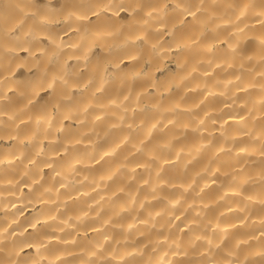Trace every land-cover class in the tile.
Returning <instances> with one entry per match:
<instances>
[{
  "label": "bare ground",
  "instance_id": "6f19581e",
  "mask_svg": "<svg viewBox=\"0 0 264 264\" xmlns=\"http://www.w3.org/2000/svg\"><path fill=\"white\" fill-rule=\"evenodd\" d=\"M12 1L14 0L3 1V4L8 6ZM175 3L176 0H150L151 7L146 6L145 11L150 12L152 7H164L166 11H169L174 9ZM231 3L232 0H204L202 7L205 11L203 13L195 12V17L198 19H194L193 15L179 17L184 21V24L180 25L175 32L176 43L186 45L185 48H177L173 45L164 58H152L149 53L146 59L151 61L150 66L143 61H136L130 56H124L118 62L122 66L133 67L112 75L104 72V69L117 62V57L109 56L104 49L112 40L106 33L113 27L121 26L116 20L109 24L98 23L95 25V32L92 35L80 38L76 36L80 10L74 9L77 11V17H73V29L64 31L63 13L66 11V7L61 8L59 0H54L52 9H49L43 0H18L16 8L13 7L10 10L7 7L8 14L5 12L6 16L2 15L4 17L0 18V79L4 81L5 90L10 98L7 101H0V110L5 113L3 117H0L5 121V124L0 126V137H3L0 139V160L5 161V164L0 166V192L4 193L0 198L6 199L8 209H10V211L8 209L6 211H8L9 217L17 219L18 223L10 227V220H0V223L9 227V233L13 234V239L23 230L25 232L24 240H35L40 234L35 232L30 225L39 219L41 223L37 227L43 230L45 223H51L48 220V215L51 213L52 207L47 203V198L39 202H30L32 200L30 181L26 178L20 179L19 172L22 171L24 164H28V157L23 158V163L16 161V157L19 155V142H26L32 135L33 119L44 116L51 119L55 126L63 115L79 111L91 104L92 107L88 108V112L101 117L96 121V127L98 130H104L109 125L116 124L117 120L114 115L104 116L96 105L98 103L109 105V98H114L131 106L134 121L138 126L132 140L140 141L145 139L151 124L159 118V113L151 109L139 112L136 110L137 104L159 103L162 108H170L179 104L181 115L177 124L187 122V117L183 113L194 109L196 105H199V108H195V110L200 113L224 108L221 113L223 120H219L212 126H209L206 121L202 129L197 132H193L189 128L184 137L175 143L177 148L183 149L180 152V161L176 160L175 153L157 147L159 142H165L177 134L176 124L167 125L164 132L153 131L151 139L145 141L146 152L158 156L162 161L160 164L163 169L161 179L169 180L174 184L172 195L182 192L183 187L192 182L191 173L205 167H208L209 172L215 173L209 179L206 172L197 181L200 188L203 189L201 197L185 215H180L177 212L179 219L175 220V227L170 230L152 228L148 232L149 225L141 223L147 219V213L144 209H140V214L136 217V224L132 228H128L133 224V217L125 212L116 217L115 222L119 223L122 229L128 230L127 240L115 244L106 242L103 248L90 250L88 241L98 239L99 234H103L105 231L113 232L117 240L123 239L120 229H113L111 224H102L98 219H91L80 231L71 236L65 238L62 233L59 234L61 239L66 240L65 243L53 240L42 248L38 257L41 264H79V261L85 258V253H88L86 257L88 259L101 257L102 261H111V264H165L167 261H171V264H188L190 258L204 260L208 264H229V261L237 257L243 261V264H264V203H262L264 202V26L261 23L264 21V0H240L241 9L245 15L234 21L228 18L229 4ZM100 14L101 10L98 9L95 14H90L87 17L86 22L95 20L96 16ZM107 15L111 17L113 13L108 11ZM120 16L135 17L136 14L129 10L121 12ZM177 18L176 11H169V26L175 24ZM49 23L52 25L51 29L47 28ZM135 24L136 20L130 19L124 27L128 32H134L137 31ZM205 24L211 30L201 37L199 35L200 25ZM230 24L239 25L242 29V35L246 41L243 60L228 48L229 44L233 43V36L229 35L232 31V28L229 27ZM30 30L43 33L39 38L44 43L48 42V32L51 31L53 35L58 33L60 40H70L75 45L66 48L61 61L56 65H51L52 67L47 64L45 53L32 49L34 57L41 59L39 67L47 69L49 73L48 82H52V76L60 74L64 70L65 63L74 73H80L79 77H69L74 100L60 101L66 90L58 82L54 84L53 90L49 89L43 81L29 80L27 77H23L24 72L34 71L33 59L21 58L27 56V53L17 50L13 53L15 59L10 58L11 50L18 43H23V40L19 38ZM164 39L169 38L165 36ZM210 46L213 49L212 53L208 51ZM89 48L92 51L89 59L85 60L83 57L88 54ZM213 55L216 62L221 64V68H217L215 72H210L207 75H202V70L191 71L193 67H198V62L202 63ZM168 61L173 62L172 67L167 66ZM226 64L232 65V67L228 68L227 72H222V68ZM178 65L183 67L178 68ZM145 69L148 71L147 76L142 75L139 78H134L136 72L143 73ZM236 76H239L235 87L239 110L234 112L221 104L219 92L222 90V86L215 85L213 87L212 84L214 79H234ZM89 77H92L93 82L85 88L84 85ZM184 77L187 78L183 79ZM105 78L108 80V83L104 85L105 91L97 92L96 88ZM204 79L209 81V88L201 90L197 86ZM153 81L157 82L155 88L149 86ZM172 83H180V89L171 88ZM193 89L195 90L193 91ZM20 92L25 93V97H19L18 93ZM40 97L48 99L40 102ZM29 99L32 100V104L28 108L35 109V112H31L29 115L18 114V111L26 108L25 105L28 104ZM111 107L109 106L110 111ZM13 113H16L17 117L14 120H9ZM221 124L228 128L237 140L235 153L228 151L229 146L223 144V138L219 132ZM163 126L162 123L158 125V128ZM62 127L63 130L56 133V136L65 139H78L81 135L87 134V139L84 145H77L70 153H65L60 145L50 143L53 139L50 132L47 139H42V143L46 149L53 153L51 158L56 161L53 166L58 171H66L71 166H75L77 169L84 168L92 177L104 178L100 179L101 184H107V188H97L94 192L92 191L94 186H90L86 181L76 185L71 191V196L65 197L67 210L75 214L90 207L91 214L94 215L98 209H102L101 218L111 220L115 217L116 212L126 209L131 203L130 199L119 191L123 187L119 173L112 179H106L113 171L117 170L121 158L132 152L128 143H122L125 135L124 129L113 128L107 139L97 143L91 156H88L90 149L88 139H91L88 126L81 125L75 119H66L62 121ZM210 132L215 136L213 145L202 150L197 159L189 164L187 174H181L180 162L190 159V156H186L187 153L195 155V148L201 142V138L207 139ZM221 147L225 150H216ZM113 148H117L116 156H105L103 160H99L98 154L110 152ZM30 155L31 153H29ZM147 159L148 157L143 153L128 155V162L133 165H143ZM13 161H16L14 168L8 167L9 162ZM28 167L32 170V175L39 178L36 176L35 166L28 164ZM40 171L45 177L42 183H47L52 169L43 167ZM136 172L138 178L143 176L142 167L137 166ZM225 173L235 175L236 178L228 179L223 175ZM219 179H225V183L222 185L223 191L213 183ZM9 181L19 182L13 187ZM205 183L209 187L204 188ZM241 186H243V190H241ZM56 187L60 193H64L65 190L59 184ZM146 190L147 186L144 185L143 190L137 196L136 207L139 208V202L144 200ZM85 192H89L91 195L85 196ZM220 195H224L227 200L232 201L233 207L225 208L223 201L215 203ZM100 196H103L104 200L96 204L95 201ZM109 197H111L110 200ZM186 199L191 203L190 197H186ZM241 200L247 205V210L244 213L239 211V205L236 204ZM204 205L208 206L206 212L209 217H219L215 220V226L210 229L213 243L217 246L215 251H212L206 242L200 243L198 250L189 249V242L195 231V225L191 224V220L198 217L199 209ZM145 208L150 212H158L160 204L156 201L145 202ZM14 213H18V216H13ZM221 213L223 214L221 215ZM3 215L4 213H0V217ZM165 219L163 215L156 217V221L159 223H164ZM225 233L227 234L226 239L223 235ZM168 237L177 242L171 250L167 247ZM157 239L161 241L159 247L154 246V241ZM24 240H16V245L23 244ZM131 241H135V243ZM92 251H95L96 255H92ZM186 251L188 255L185 254ZM233 252L235 256L232 255ZM20 257H37L36 247L30 245L13 248L8 245L4 252H0V260H3L4 264H10L11 260Z\"/></svg>",
  "mask_w": 264,
  "mask_h": 264
},
{
  "label": "clouds",
  "instance_id": "9594fccd",
  "mask_svg": "<svg viewBox=\"0 0 264 264\" xmlns=\"http://www.w3.org/2000/svg\"><path fill=\"white\" fill-rule=\"evenodd\" d=\"M43 3L48 5L49 9H52L54 6V0H43ZM61 8L66 7V11L63 13L64 20V31H71L73 29V17H77V11L74 9H79V17L77 19V28L76 36L83 38L90 36L95 32V25L98 23L109 24L110 22L116 20L121 26L113 27L112 30L106 33L107 36L111 37V42L104 49L109 56H116L117 62L113 63L111 67H105L104 72L112 75L113 73L119 74L123 72L126 68L133 67L130 65H121L119 60H122L124 56H130L133 60L143 61L145 64L150 66L151 61L146 59V56L150 53L152 58H164L169 50L175 45L177 48H185L186 45L176 43L175 32L178 27L184 24L182 17L184 15H193L194 19L195 12H204L202 5L204 0H176L174 9L169 11H176L178 13L177 22L169 26L168 15L169 11H166L164 7H152L150 12L145 11V7H151L150 0H59ZM101 10V14L97 15L95 20L90 22L87 21V17L90 14H95L97 10ZM131 10L132 13H135V17L130 16H120L121 12H127ZM108 11L113 13V16L109 17L107 15ZM245 15L244 11L241 9L240 0H232V3L229 4L228 18L231 20H238L240 17ZM130 19H135V27L137 31L128 32L124 27L128 24ZM262 26H264V21H261ZM246 26V25H245ZM52 25L49 23L47 25L48 29H51ZM232 31L229 35L233 36V43H230L228 48L229 50L238 56L241 60L244 59V44L245 38L242 35V29L239 25L230 24ZM201 31L200 36H204L206 32L211 29L205 24L200 25ZM43 33L37 31H28L24 33L23 37L19 38L23 40V43H18L15 48L9 53L11 59H15L13 53L17 50H21L24 53H27V56L21 58L33 59V69L34 71L24 72L23 77H27L29 80L37 79L46 83V86L49 89L54 90V84L59 83L65 88V94L60 98L61 102H70L74 100L71 85L69 83V77L76 76L79 77V72H73L71 68H68L67 64L64 65V70L60 74L52 76V82H48L49 73L47 69H41L40 58H35L32 49H36L42 53H45L47 64L56 65L58 64L65 52L66 48L74 47L75 45L71 43L70 40H60L58 33L53 35L51 31L48 32L49 40L47 43H44L40 40V35ZM167 36L169 39H164ZM51 49V51H49ZM92 49H88V54L83 58L85 60L89 59ZM208 51L213 52L212 47L210 46ZM178 68L183 67L178 65ZM232 65H224L222 72H227L228 68ZM217 68H221V64L217 63L214 55L211 56L208 60L204 62H198V67H193L192 72H197L202 70V75H207L210 72H215ZM148 71L145 69L143 73L136 72L134 78H139L140 76H147ZM191 74V73H190ZM184 77L183 79H186ZM236 80H239V76H236L234 79H214L212 86L221 85L222 90L219 92L221 98V104L225 107L231 109L234 112L239 110L237 104V97L235 93ZM93 82L92 77L88 78L87 83L84 85L85 88L88 87V84ZM108 83V80L103 79L102 83L98 88L97 92L105 91L104 85ZM150 87H157V82L153 81ZM171 88L176 90L180 89V83H172ZM199 89L205 90L209 88V81L204 79L198 86ZM6 85L4 81L0 79V101H7L10 98L6 92ZM195 89H193L194 91ZM19 97H25V93H18ZM47 97H40V102L47 100ZM127 99V98H125ZM183 99V96H181ZM201 103H203L201 101ZM32 104V100H28V104L25 107H28ZM111 107V111L109 110ZM92 107L91 104L83 107L79 111H72L66 115H63L62 119L57 121L56 125L53 126L52 120L47 117H40L38 119H33V132L27 141H20L19 155L16 157V161L23 163V158L28 157V164L35 166L36 176L35 178L32 175V170L28 167V164H24L22 171L19 172L20 179H27L30 181V193L32 200L30 202H39L47 198V203L52 207L51 213L48 215V220L51 223H45L43 225V230L38 228L37 225L40 224V220H35L30 226L39 233V237L35 240L28 241L24 240L25 232L21 230L16 234L15 239H13V234L9 233V227L13 224H17L18 220L9 217L8 211V202L6 199L0 198V213H4L0 220H10L9 227L4 226L0 223V252H4L6 246L11 245L13 248L33 246L37 249V257H20L18 259H13L10 261V264H41L40 259V250L47 246L53 240H59L60 243H65V239H61L59 234H63L64 237L71 236L73 233L80 231L82 227L86 224L88 220L98 219L102 224H111L113 229H120L122 240H117L114 236V233L111 231H105L103 234H99V238L95 240H89L88 245L90 250L92 249H101L104 247L106 242H111L113 244L124 242L127 240L129 232L127 229H122L121 225L115 222V218L119 217L122 213H127L133 217V224L129 225L128 228H132L136 224V217L140 214V209H144L147 213V219L141 221L149 225L147 231L150 232L152 228H157V230L163 228L170 230L175 227V220L179 219L177 212L180 215H185L189 212V209H192L193 204H196L200 197L201 192L203 191L200 188V184L197 181L202 177L204 173H208L209 179L215 173L209 172L208 167L201 169L200 171L191 173L192 182L189 183L186 187H183L182 192H177L175 195H172V190L174 184L166 179H161V172L163 171L160 164L162 163L161 159L153 154L146 152L145 150V141L151 139L152 132L158 130L164 132L167 125L176 124L177 125V134L173 135L169 140L165 142H159L157 147L159 149L175 153L177 161H180V152L183 149H179L175 146V143L184 137L187 129L191 128L193 132L200 131L202 126L205 125L206 121L209 126L215 125L219 120H223L221 113L224 111V108H218L213 111H205L203 113L197 112L195 108H199V105H196L194 109H189L187 112L183 113L187 117V122L177 124V121L181 115L180 105L175 104L170 108H162L159 103L152 104H137V111L144 112L145 110L151 109L159 113V118L151 124V127L148 131L147 136L144 140L133 141L132 137L136 132L137 125L134 121V113L129 104H125L123 101L109 98V105L98 103L96 107L102 111L104 116L114 115L117 123L109 125L104 130H98L96 127V121L101 117L88 112V108ZM5 113L0 110V117H3ZM17 117L16 113H13L9 120H14ZM66 119H75L81 125H87L88 131L91 134V139H88V144L90 149L88 151V156H91L92 150H94L95 145L102 140L107 139L113 128H123L125 135L123 137L122 143H128L132 149L128 155L134 153H143L148 159L143 165H133L128 162V155H125L121 158V162L116 171H113L106 179H112L118 173L120 174L123 182V187L119 189L120 192L124 193L127 196L131 203L126 209H121L119 212L115 213V217L111 220H103L100 216L102 209H98L95 214H91V208L87 210H80L79 212L72 214L67 210V204L65 197L71 196V191L76 185L83 184L85 181L90 185L94 186L92 191H96L97 188L105 189L107 184H101L100 179L92 177L88 170L84 168L77 169L75 166H71L68 170H57L53 165L56 161L52 159L53 153L46 149L42 143V139H47L48 134L51 132L53 139L50 143H55L61 146L62 150L65 153H70L77 145H84L85 140L87 139V134L81 135L78 139H65L63 137L56 136V133L63 130L62 121ZM132 121V122H130ZM163 123V127H159ZM5 121L0 118V126H3ZM220 135L223 138V144L228 145V151L235 153L237 148V140L234 138L232 132L221 124L219 129ZM3 139V137H0ZM215 136L212 133H209L207 139L201 138V142L195 148V155L187 153L186 156H190V159H185L180 162L179 168L181 174H187L189 172V164H191L195 159H197L199 153L205 148L211 147ZM217 151H224L223 147L216 149ZM29 153L31 155L29 156ZM99 160H103L105 156L114 157L117 155V148H113L110 152L100 153ZM16 161L9 162L8 167L14 168ZM42 161V163H41ZM5 161L0 160V166L4 165ZM143 168V176L138 178V173L136 172V167ZM43 167H49L52 169L51 173L47 178V183H42L45 180L42 172L40 171ZM228 179H235V175H229L228 173L223 174ZM19 181L9 183L15 184ZM216 184L217 188L223 191L222 185L225 183V179H219L213 181ZM59 184L65 191L60 193L56 185ZM147 186L146 194L144 200L139 202V208L136 207L137 196L143 190V186ZM204 188L209 187L207 183L203 185ZM166 189V191H165ZM191 190V191H190ZM243 190V186H241ZM4 193L0 192V197H3ZM85 196H90L91 193L85 192ZM186 197L191 198V203L188 202ZM27 199V198H26ZM109 200L111 197L108 198ZM101 200H104L103 196H100L98 200L95 201L96 204H99ZM156 201L160 204V210L158 212H150L145 208V202L151 203ZM224 202L225 208H232L233 202L227 200L224 195H220L215 203ZM264 203V202H262ZM187 206H184V205ZM236 204L239 205V211L244 213L247 210L246 203L241 200L237 201ZM207 205H204L199 209L198 217H194L191 220V224L195 225V231L192 233V238L189 242V249L198 250L200 243L206 242L212 251H215L217 247L213 243L212 233L210 231L211 227L215 226V220L219 217H209L206 209ZM8 209V211H6ZM223 213H221L222 215ZM163 215L166 219L164 223H159L156 221V217ZM13 216H18V213H14ZM71 221V222H70ZM187 222V221H186ZM22 227V226H21ZM199 233L198 235L196 233ZM224 238H227V234H223ZM169 243L167 247L171 250L173 245H176L177 242L171 237H168ZM16 240H24V243L21 245H16ZM135 243V241H131ZM75 243V241H74ZM161 241L159 239L154 241V246L159 247ZM177 247H179L177 245ZM188 255V252H185ZM92 255H96L95 251H92ZM235 256V253L232 254ZM88 253H85V258H82L79 261V264H111V261H102L101 257L96 259L86 258ZM103 256V254H101ZM0 264H4L3 260H0ZM165 264H171V261L165 262ZM188 264H208L204 260H193L189 259ZM229 264H243L238 257L229 261Z\"/></svg>",
  "mask_w": 264,
  "mask_h": 264
},
{
  "label": "rangeland",
  "instance_id": "374dc122",
  "mask_svg": "<svg viewBox=\"0 0 264 264\" xmlns=\"http://www.w3.org/2000/svg\"><path fill=\"white\" fill-rule=\"evenodd\" d=\"M3 1L4 2H8V1H10V0H0V18H2V17H4V16H6L4 13L6 12V14H8L7 13V11H6V9H7V7H8V9H13V7L14 8H16L17 7V5H18V0H14V1H12L11 3H9L8 4V6H7V4H3ZM3 4V5H2ZM211 4H212V2H211ZM5 5H6V7H5ZM4 8V9H3ZM1 9H3V10H1ZM7 9V10H8ZM9 11V10H8ZM2 15H4V16H2ZM51 66V65H50ZM167 66L169 67V66H173V62L172 61H168V63H167ZM52 67V66H51ZM51 70V69H50ZM50 73L51 74H53L52 73V71H50ZM31 112H35V109H31V108H28V107H26V108H24V109H22L21 111H18V114H22V115H29Z\"/></svg>",
  "mask_w": 264,
  "mask_h": 264
}]
</instances>
